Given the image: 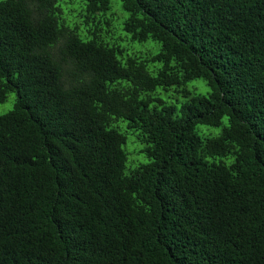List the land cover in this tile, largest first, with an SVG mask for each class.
Wrapping results in <instances>:
<instances>
[{"label":"trees","instance_id":"16d2710c","mask_svg":"<svg viewBox=\"0 0 264 264\" xmlns=\"http://www.w3.org/2000/svg\"><path fill=\"white\" fill-rule=\"evenodd\" d=\"M62 2L0 0V264H264V0H119L154 75L101 39L109 0L84 37ZM169 87L177 110L143 96ZM116 119L146 145L127 174Z\"/></svg>","mask_w":264,"mask_h":264},{"label":"rangeland","instance_id":"374dc122","mask_svg":"<svg viewBox=\"0 0 264 264\" xmlns=\"http://www.w3.org/2000/svg\"><path fill=\"white\" fill-rule=\"evenodd\" d=\"M60 13L58 26L63 25L68 30H75L78 36L84 37L88 29H92V25H86L84 23L83 14V0H64V2L58 4ZM127 14L124 13L120 7L119 0H109V9L104 14L103 18L107 20V24L101 23L102 16L96 15V18L100 20L101 39L104 42L113 44L122 49V59L128 57L133 58L137 62H143L144 70L151 74H155V70L159 67V64L152 63L150 58L159 52V44L155 41L147 39L142 43L132 42L129 36L122 32V22L126 19ZM106 29H109V34L104 36ZM188 93V96H202L205 97L209 93L208 86L201 80H193L182 87ZM176 88L169 87L167 89L157 88L154 92L149 94H143V96H150L152 99H158L163 105H173L177 110L180 103L186 100L179 91H175ZM15 100V94L9 93L6 100L0 103V115L5 114L11 110ZM159 107V105L152 101L149 103V107ZM178 115V112H176ZM225 124V119L222 120ZM109 128H114L119 134L124 137V143L121 149L125 155L124 173L127 174L131 169L148 163V159L144 156L142 150L145 148V144L138 140L137 133L128 129L126 122L121 119L113 120ZM195 133L201 138L214 137L218 134L220 127H206L203 125L194 126ZM215 163H222L228 165L231 162V158L214 159Z\"/></svg>","mask_w":264,"mask_h":264}]
</instances>
